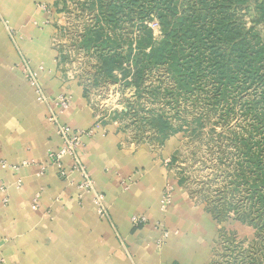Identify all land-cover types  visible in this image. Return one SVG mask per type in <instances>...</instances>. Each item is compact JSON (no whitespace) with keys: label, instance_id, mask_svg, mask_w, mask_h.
<instances>
[{"label":"crops","instance_id":"0c3cea01","mask_svg":"<svg viewBox=\"0 0 264 264\" xmlns=\"http://www.w3.org/2000/svg\"><path fill=\"white\" fill-rule=\"evenodd\" d=\"M57 1L0 0V264H208L214 226L167 173L170 146L162 156L160 149L130 146L79 81L58 70L39 9ZM21 58L43 67L47 102L37 101L13 70ZM60 95L70 98L60 121L83 132L79 157L105 196L108 218H99L91 197L77 189L78 174L61 177L48 160L62 146L47 120ZM70 167L64 158V172ZM166 184L172 200L161 212ZM132 216H145L148 224L135 228ZM155 223L170 232L163 244Z\"/></svg>","mask_w":264,"mask_h":264},{"label":"rangeland","instance_id":"374dc122","mask_svg":"<svg viewBox=\"0 0 264 264\" xmlns=\"http://www.w3.org/2000/svg\"><path fill=\"white\" fill-rule=\"evenodd\" d=\"M186 1L180 0L183 4ZM99 2L107 11V0H61L45 5V10L39 6L46 16L43 26L51 30L50 45L57 55L58 70L63 76L79 81L100 116L113 121L118 133L130 146L160 149V156L166 145L170 146L166 153L169 157L163 160L167 173L209 216L214 226L208 264H264V197L259 198L264 186L257 187L260 184L254 180L255 167L250 161V156H255L257 151L264 158V147H260L264 146V142L262 133L253 129V121L245 113L251 107L257 109L256 103L263 101V95L258 93L257 88L255 91V88L246 87L245 91H233L227 97L229 102L221 106L211 101L217 96L215 87L209 81L210 75H205L201 69L197 71L194 83H188V74L180 77L177 74L176 80V75L163 68L146 69L142 83L144 90L137 96L132 87L125 86L124 82L115 83L102 78L97 71L98 57L84 47L89 29L107 25L101 18V12L105 11L100 9ZM254 3L252 0L251 5ZM251 12L258 20L259 12L254 7ZM143 24L152 31L154 45L158 44L163 36L157 20ZM137 27H131L127 22L119 23L113 33L115 38L118 36L135 44L139 36ZM253 32L264 42V22L257 23ZM126 53L127 45L123 43L122 54ZM135 53L133 50L132 54ZM14 69H18L25 78L17 64ZM116 76L120 79V75ZM182 77L184 79L180 81ZM186 84L191 86V93ZM153 114H161L169 120L168 131L167 128L159 132L153 129L147 121H151ZM260 118L264 121V113ZM261 123L257 120L256 126ZM82 165L93 182L94 190L103 195L105 206L104 194L97 190L83 162ZM71 173L78 174L80 178L76 187L81 194L90 196L86 190L79 188L82 182L79 173L72 172L70 167L66 176ZM172 193L170 185L166 184L160 199L161 212L171 204ZM91 202L97 214L92 197ZM35 204L37 206L36 200L33 208ZM132 217L143 221L139 219L134 225ZM132 217L130 222L135 228L148 224L145 216ZM154 229L160 232L157 243H165L169 230L160 223H155Z\"/></svg>","mask_w":264,"mask_h":264},{"label":"trees","instance_id":"16d2710c","mask_svg":"<svg viewBox=\"0 0 264 264\" xmlns=\"http://www.w3.org/2000/svg\"><path fill=\"white\" fill-rule=\"evenodd\" d=\"M251 2L187 0L183 4L180 0H107V11L99 2L100 9L105 11L101 12V18L107 25L89 29L84 47L98 57L97 71L102 78L124 82L132 87L135 96L144 90L146 69L163 68L176 75V80L177 74L179 77L188 74V83L197 80V71L201 69L210 75L207 77L215 87L217 96L211 101L221 106L229 102L227 97L233 91L257 88L263 101L256 103L257 109L251 107L245 113L252 119L253 129L262 133L264 142V128L260 129L264 124L260 118L264 113V42L253 32L257 23L264 22V0H254L253 5ZM252 7L259 12L258 20L252 16ZM152 19L157 20L163 36L156 45L152 42V31L143 24ZM125 22L131 27L138 26L135 44L114 36L118 24ZM122 42L127 45L126 54H122ZM187 84L191 93L192 88ZM257 120L262 122L258 126ZM147 121L158 132L166 128L168 131L169 120L161 114H153L151 121ZM250 161L255 167L254 180L260 184L257 187L264 186V158L257 151ZM263 197L264 190L259 198Z\"/></svg>","mask_w":264,"mask_h":264},{"label":"built area","instance_id":"2783aa9c","mask_svg":"<svg viewBox=\"0 0 264 264\" xmlns=\"http://www.w3.org/2000/svg\"><path fill=\"white\" fill-rule=\"evenodd\" d=\"M40 7L43 10L46 8L45 5H41ZM19 67L23 71L29 86L34 89L37 99L41 102H47L48 98L39 83V74L42 72L43 67L37 66L33 68L31 63L25 58H21ZM53 104V109L48 112L47 120L54 126L56 134L61 140L62 146L57 151L49 152L48 160L59 168L60 176L66 178V173L62 169V162L64 158H68L71 161V171L77 172L81 176L82 182L79 188L84 189L83 191L86 190L85 192L90 194L97 208L98 216L101 218H107V211L103 204V195L94 190L93 182L86 175L85 167L82 165V161L79 157V148L81 146L83 132L71 129L63 124L59 118V114L62 111L69 109L70 98L60 95L53 101ZM86 134L92 135V131L87 132ZM35 207L36 204L34 205V208ZM139 219L140 218L132 217L131 222L136 225L139 222ZM140 221L142 222L143 219H140Z\"/></svg>","mask_w":264,"mask_h":264}]
</instances>
